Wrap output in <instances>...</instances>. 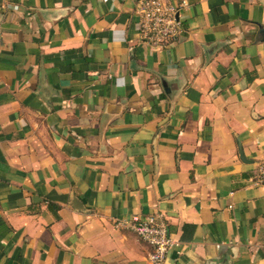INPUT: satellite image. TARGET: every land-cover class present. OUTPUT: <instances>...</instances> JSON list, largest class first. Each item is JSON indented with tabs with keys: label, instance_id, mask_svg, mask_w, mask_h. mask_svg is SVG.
I'll return each instance as SVG.
<instances>
[{
	"label": "crops",
	"instance_id": "0c3cea01",
	"mask_svg": "<svg viewBox=\"0 0 264 264\" xmlns=\"http://www.w3.org/2000/svg\"><path fill=\"white\" fill-rule=\"evenodd\" d=\"M136 1L0 0V264H151L153 213L163 264H264V0H164V49Z\"/></svg>",
	"mask_w": 264,
	"mask_h": 264
},
{
	"label": "built area",
	"instance_id": "2783aa9c",
	"mask_svg": "<svg viewBox=\"0 0 264 264\" xmlns=\"http://www.w3.org/2000/svg\"><path fill=\"white\" fill-rule=\"evenodd\" d=\"M186 8L185 1L169 4L164 0H137L132 12L140 43L154 49H164L175 43L183 33L180 17ZM254 181L264 184V161L257 164ZM128 228L150 249L147 260L151 264H163L168 253L177 251L179 243L168 232L160 213L134 219Z\"/></svg>",
	"mask_w": 264,
	"mask_h": 264
},
{
	"label": "water",
	"instance_id": "95a60500",
	"mask_svg": "<svg viewBox=\"0 0 264 264\" xmlns=\"http://www.w3.org/2000/svg\"><path fill=\"white\" fill-rule=\"evenodd\" d=\"M239 157H240V159L242 160V155H241V153H239Z\"/></svg>",
	"mask_w": 264,
	"mask_h": 264
}]
</instances>
